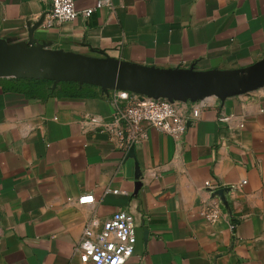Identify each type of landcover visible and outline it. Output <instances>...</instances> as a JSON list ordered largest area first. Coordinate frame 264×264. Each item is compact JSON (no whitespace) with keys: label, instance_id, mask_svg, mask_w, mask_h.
<instances>
[{"label":"crops","instance_id":"0c3cea01","mask_svg":"<svg viewBox=\"0 0 264 264\" xmlns=\"http://www.w3.org/2000/svg\"><path fill=\"white\" fill-rule=\"evenodd\" d=\"M104 1L88 18L45 26L50 0H0V39L164 68L264 56V0ZM19 79L0 77V264H92L74 254L84 224L121 209L138 224L124 264H264V86L206 97L182 138L148 126L130 153L90 120L113 109L98 86L31 91ZM207 181L230 188L214 222L203 215L216 200ZM85 193L93 203L77 202Z\"/></svg>","mask_w":264,"mask_h":264},{"label":"water","instance_id":"95a60500","mask_svg":"<svg viewBox=\"0 0 264 264\" xmlns=\"http://www.w3.org/2000/svg\"><path fill=\"white\" fill-rule=\"evenodd\" d=\"M95 52L98 55L52 49L31 36L25 45L0 39V77L49 80L52 89L59 82L72 81L98 86L106 96L110 90L120 89L184 102L209 96L224 101L264 86V56L242 67L199 70L194 65L164 68L139 64L111 57L101 50ZM133 149H129L130 153Z\"/></svg>","mask_w":264,"mask_h":264},{"label":"built area","instance_id":"2783aa9c","mask_svg":"<svg viewBox=\"0 0 264 264\" xmlns=\"http://www.w3.org/2000/svg\"><path fill=\"white\" fill-rule=\"evenodd\" d=\"M105 2L98 0L95 7L77 9L75 0H50L43 23L45 26H51L55 23L73 21L80 16L88 18L96 7ZM107 97L113 107L110 118L106 120L93 116L90 120L106 131L124 151L134 148L146 138L148 126L155 127L175 139L182 138L188 124L199 118L201 109L205 106L204 99L170 101L167 98L140 96L120 89L110 90ZM184 103L189 105L187 112L182 111ZM228 119L227 116H220L221 121L227 122ZM205 186L211 198L216 200L203 211V215L207 221L214 222L221 217L223 209L226 210L225 195L230 188L210 181H207ZM219 191H222V194ZM77 202L93 203L94 198L92 194L85 193L78 197ZM137 226L134 214L126 209L113 212L102 223L91 216L82 228L80 239L74 246V254L83 263L124 264L134 254ZM229 226L231 230L235 228L233 223Z\"/></svg>","mask_w":264,"mask_h":264},{"label":"trees","instance_id":"16d2710c","mask_svg":"<svg viewBox=\"0 0 264 264\" xmlns=\"http://www.w3.org/2000/svg\"><path fill=\"white\" fill-rule=\"evenodd\" d=\"M19 81L24 82L31 91H35L36 88L40 85L52 83L49 80H39V79L37 80V79H27V78L26 79H19ZM58 85H60V86L72 85L75 87V90L73 91V93L79 94V95H86L88 93V91H90L89 89H87L90 86L85 85L83 87H79L76 82H72V81L60 82Z\"/></svg>","mask_w":264,"mask_h":264}]
</instances>
